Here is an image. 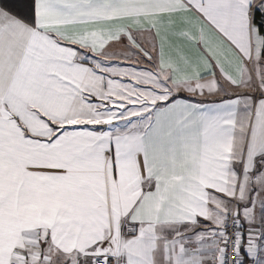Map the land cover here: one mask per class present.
<instances>
[{
  "label": "snow or ice",
  "instance_id": "snow-or-ice-1",
  "mask_svg": "<svg viewBox=\"0 0 264 264\" xmlns=\"http://www.w3.org/2000/svg\"><path fill=\"white\" fill-rule=\"evenodd\" d=\"M0 264H264V0H0Z\"/></svg>",
  "mask_w": 264,
  "mask_h": 264
}]
</instances>
